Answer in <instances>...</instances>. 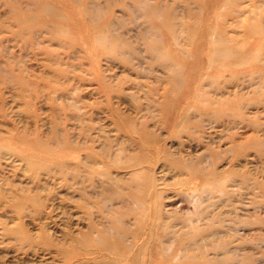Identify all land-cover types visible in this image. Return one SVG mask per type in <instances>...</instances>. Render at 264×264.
<instances>
[{"label":"rangeland","instance_id":"1","mask_svg":"<svg viewBox=\"0 0 264 264\" xmlns=\"http://www.w3.org/2000/svg\"><path fill=\"white\" fill-rule=\"evenodd\" d=\"M0 264H264V0H0Z\"/></svg>","mask_w":264,"mask_h":264}]
</instances>
